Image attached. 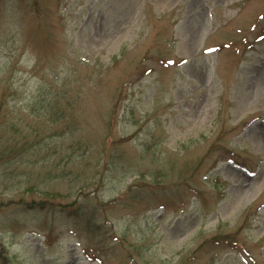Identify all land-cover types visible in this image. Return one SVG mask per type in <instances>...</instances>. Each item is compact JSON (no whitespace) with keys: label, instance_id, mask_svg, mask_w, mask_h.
Masks as SVG:
<instances>
[{"label":"rangeland","instance_id":"rangeland-1","mask_svg":"<svg viewBox=\"0 0 264 264\" xmlns=\"http://www.w3.org/2000/svg\"><path fill=\"white\" fill-rule=\"evenodd\" d=\"M24 1L0 0V264H264V0Z\"/></svg>","mask_w":264,"mask_h":264},{"label":"trees","instance_id":"trees-1","mask_svg":"<svg viewBox=\"0 0 264 264\" xmlns=\"http://www.w3.org/2000/svg\"><path fill=\"white\" fill-rule=\"evenodd\" d=\"M24 2H25V5L27 4L26 7L28 9L30 7L31 11L33 13H35V16H37V17L41 16L40 3L42 2V0H25ZM55 89H56V92H54L53 94H51V93H48V94L44 93V95L41 94L40 100L37 102V105H39L41 103V108L43 110V111H40V114L38 115V117L41 116L42 119H47L48 121H50L54 124L61 122L66 118L65 115L63 114L64 106H65V104H68V105L70 104L69 99H68L67 103L63 104L62 103L63 99H66L64 97L65 94L63 95V93L61 92V90H62L61 88L56 87ZM0 102H5V99L1 98ZM0 105H1V103H0ZM10 152L11 151L7 152L6 150H0V158L8 155ZM28 205H29V207H31L30 209H32L37 204H35V202H32L30 204H28V203L25 204V206H27V207H28ZM39 206H40V204H39Z\"/></svg>","mask_w":264,"mask_h":264}]
</instances>
